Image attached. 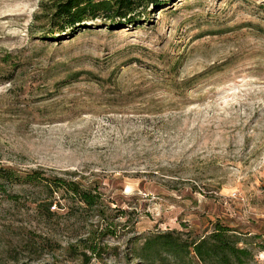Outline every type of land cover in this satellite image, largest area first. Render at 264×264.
I'll return each mask as SVG.
<instances>
[{"label": "rangeland", "instance_id": "1", "mask_svg": "<svg viewBox=\"0 0 264 264\" xmlns=\"http://www.w3.org/2000/svg\"><path fill=\"white\" fill-rule=\"evenodd\" d=\"M51 2L0 0V166L97 203L7 188L0 264H211L139 255L216 223L249 251L237 264H264V0H163L43 39Z\"/></svg>", "mask_w": 264, "mask_h": 264}, {"label": "trees", "instance_id": "2", "mask_svg": "<svg viewBox=\"0 0 264 264\" xmlns=\"http://www.w3.org/2000/svg\"><path fill=\"white\" fill-rule=\"evenodd\" d=\"M161 2L163 0H52L51 5L43 3L46 7L43 17L50 28L44 29L42 38L53 39V32L82 26L83 22L89 19L103 18L112 24H120L122 21L132 24L146 11L148 5H158ZM3 61L6 62L7 59ZM4 78L9 80L10 76ZM24 184L45 187L49 197L55 192H62L61 199L70 197L87 207L97 203L96 194L82 187L78 180L45 177L42 172L35 169L23 173L15 172L9 167L0 166V193H5L9 187ZM228 231V228L216 223L210 233L190 242L185 248L183 243L170 237L169 234H156L144 240L139 256L145 257V252H149L155 258L162 252H180L190 248L198 259L206 260L211 264H237L246 254H249V251L238 246L241 241L235 235L233 236L236 239L230 241L229 238L233 233L229 234Z\"/></svg>", "mask_w": 264, "mask_h": 264}]
</instances>
